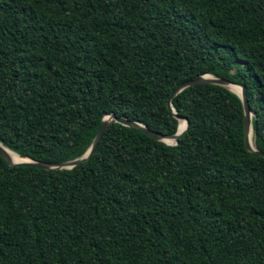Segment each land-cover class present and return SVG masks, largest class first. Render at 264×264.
I'll return each mask as SVG.
<instances>
[{
    "label": "trees",
    "instance_id": "obj_1",
    "mask_svg": "<svg viewBox=\"0 0 264 264\" xmlns=\"http://www.w3.org/2000/svg\"><path fill=\"white\" fill-rule=\"evenodd\" d=\"M202 75L244 87L264 152V0H0V142L21 157H80L110 114L175 133L167 99ZM171 103L176 144L112 122L68 169L0 155V264H264L241 100L200 84Z\"/></svg>",
    "mask_w": 264,
    "mask_h": 264
},
{
    "label": "water",
    "instance_id": "obj_2",
    "mask_svg": "<svg viewBox=\"0 0 264 264\" xmlns=\"http://www.w3.org/2000/svg\"><path fill=\"white\" fill-rule=\"evenodd\" d=\"M200 84H212V85H216V86H220L223 87L227 90H231L232 92H234L235 94L238 95L239 99L242 102V106H243V114H244V142H245V147L248 151L250 152H257L258 154H262L264 155V152H261L259 150H257L255 148V146H252L250 141H249V131L251 128V118L253 117L254 113L251 112L248 101H247V97L245 94V90L244 87L241 85H238V83H234V82H229L228 80L222 79V78H216L213 77L211 75H202V76H197L196 78H190L185 80L182 84L178 85L169 95L168 99H167V108L169 110V115L172 117H175L178 121H184V125L182 129L178 128V123H177V130L175 133L172 134H164V133H160L154 130H150L149 128L146 127V125H144L141 122H137L134 120H128L127 118L124 117H117L114 114H110L105 116L98 125V129L93 137L92 143L89 146V148L86 150V152L81 155L80 157L71 159V160H67V161H61V162H53V161H36L33 160L29 157H22L24 160L22 161H18V162H13L9 159V156L7 154V152L5 151L3 145L1 146L0 144V155L3 156L9 165H19V166H32V167H36V168H43V169H47V168H53V169H68L71 168L72 166L77 165L78 163H80L81 161L86 160L94 151L99 139L101 138V136L103 135L106 127L111 124L112 122H117L120 123L122 125L128 126V127H134V128H139L141 130H143L146 134H148L149 136H152L153 138H155L156 140L159 141H163L167 144H176L178 141V137L184 132V130L187 128L186 125L188 123L186 118L180 117L176 115L175 109L172 106V99L174 97H176L181 91L184 90V88L188 87V86H197ZM230 85H236L240 88V94H238L237 92L233 91L232 89H230ZM167 139L172 140L173 142H168L166 141ZM1 143V142H0ZM3 144V143H2ZM16 153V152H15ZM19 155V154H18Z\"/></svg>",
    "mask_w": 264,
    "mask_h": 264
},
{
    "label": "bare ground",
    "instance_id": "obj_3",
    "mask_svg": "<svg viewBox=\"0 0 264 264\" xmlns=\"http://www.w3.org/2000/svg\"><path fill=\"white\" fill-rule=\"evenodd\" d=\"M230 89H232L233 91L235 92H238L240 94V88L236 85H230L229 87ZM180 124H179V129H182L183 128V123L184 121H179ZM166 141L168 142H173L172 140H169L167 139ZM249 141L251 143L252 146H254V133H253V130L250 129L249 131ZM1 146L3 145L5 151L7 152L8 156H9V159L13 162H18V161H22L24 160L20 155H18L17 153H15L14 151L10 150L9 148H7L4 144L0 143Z\"/></svg>",
    "mask_w": 264,
    "mask_h": 264
},
{
    "label": "rangeland",
    "instance_id": "obj_4",
    "mask_svg": "<svg viewBox=\"0 0 264 264\" xmlns=\"http://www.w3.org/2000/svg\"><path fill=\"white\" fill-rule=\"evenodd\" d=\"M238 93V92H237ZM239 94V93H238Z\"/></svg>",
    "mask_w": 264,
    "mask_h": 264
}]
</instances>
